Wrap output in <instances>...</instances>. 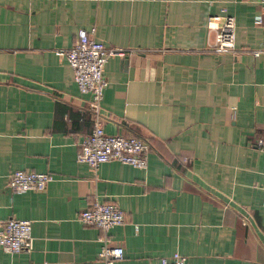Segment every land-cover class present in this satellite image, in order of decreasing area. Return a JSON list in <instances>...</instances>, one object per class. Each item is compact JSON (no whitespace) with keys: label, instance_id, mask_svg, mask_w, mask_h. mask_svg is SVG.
I'll return each mask as SVG.
<instances>
[{"label":"crops","instance_id":"1","mask_svg":"<svg viewBox=\"0 0 264 264\" xmlns=\"http://www.w3.org/2000/svg\"><path fill=\"white\" fill-rule=\"evenodd\" d=\"M223 12L236 23L229 51L208 27ZM93 27L124 50L105 66L103 128L147 139L146 169L77 160L95 117L56 49ZM263 43V0H0V219H31L34 238L30 251L0 246V264H103L105 237L124 249L116 264L176 251L190 264H264ZM18 169L53 180L17 191ZM99 200L125 223L83 224Z\"/></svg>","mask_w":264,"mask_h":264},{"label":"built area","instance_id":"2","mask_svg":"<svg viewBox=\"0 0 264 264\" xmlns=\"http://www.w3.org/2000/svg\"><path fill=\"white\" fill-rule=\"evenodd\" d=\"M257 20L261 21V17H257ZM208 27L215 36L214 49L229 51L235 48L236 23L233 15L227 12L211 15ZM94 34L95 27L90 32L81 29L72 47L56 49V53L65 57L72 68L79 91L90 96V109L95 117L92 133L82 141L77 160L87 163L94 170L101 163L111 160L146 169L151 150V143L147 139L136 134L108 133L103 128L101 108L105 89L109 85L104 73L105 66L110 57L121 55L124 50L97 40ZM253 52L256 56L263 53L264 43ZM258 144L264 145V140L259 139ZM52 180L53 174L49 171L18 169L9 174L8 186L17 191H43ZM79 220L85 225H94L108 231L112 227L124 224L126 217L117 203L99 200L91 208L83 210ZM33 240L31 219L15 217L0 219V246L4 251L10 253L30 251L33 248ZM103 242L98 253L103 264H116L124 257L122 246L108 245L106 237L103 238ZM160 264L190 263L185 255L176 251L171 256L161 257Z\"/></svg>","mask_w":264,"mask_h":264}]
</instances>
